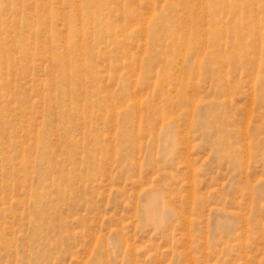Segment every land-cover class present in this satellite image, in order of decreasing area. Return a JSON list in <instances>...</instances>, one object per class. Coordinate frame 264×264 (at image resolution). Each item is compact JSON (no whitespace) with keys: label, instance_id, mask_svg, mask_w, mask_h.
<instances>
[{"label":"rangeland","instance_id":"1","mask_svg":"<svg viewBox=\"0 0 264 264\" xmlns=\"http://www.w3.org/2000/svg\"><path fill=\"white\" fill-rule=\"evenodd\" d=\"M0 264H264V0H0Z\"/></svg>","mask_w":264,"mask_h":264},{"label":"bare ground","instance_id":"2","mask_svg":"<svg viewBox=\"0 0 264 264\" xmlns=\"http://www.w3.org/2000/svg\"><path fill=\"white\" fill-rule=\"evenodd\" d=\"M218 1V0H217ZM232 8H233V10L234 11H236V5L234 4V3H232ZM239 33V31L237 30V29H235V30H233V32H230V35H234L235 36V39H234V44L235 43H237V44H241L242 43V41H240L237 37H236V35ZM154 217H156V216H154ZM157 221H158V219H157Z\"/></svg>","mask_w":264,"mask_h":264}]
</instances>
